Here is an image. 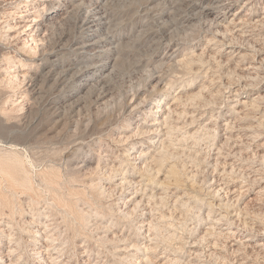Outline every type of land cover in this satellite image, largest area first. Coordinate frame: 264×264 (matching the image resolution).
Returning <instances> with one entry per match:
<instances>
[{"label": "rangeland", "instance_id": "rangeland-1", "mask_svg": "<svg viewBox=\"0 0 264 264\" xmlns=\"http://www.w3.org/2000/svg\"><path fill=\"white\" fill-rule=\"evenodd\" d=\"M1 259L264 264V0H0Z\"/></svg>", "mask_w": 264, "mask_h": 264}, {"label": "bare ground", "instance_id": "bare-ground-1", "mask_svg": "<svg viewBox=\"0 0 264 264\" xmlns=\"http://www.w3.org/2000/svg\"><path fill=\"white\" fill-rule=\"evenodd\" d=\"M48 1V0H47ZM96 3V2H95ZM61 7V6H60ZM95 7V6H94ZM19 9H21V11L18 13V16H17V20H19V22L21 23V26L20 27H23L25 30L24 31H22V32H20L21 34L23 33V34H26L27 36H29V37H32V39H34L33 37H34V33H36L37 32V30H38V28L41 26V25H44V23L42 24V23H40V21H38V17H37V13L35 12V11H31V9H29L28 8V6L27 5H24V6H20V8ZM96 14V13H95ZM98 14V13H97ZM46 19H49L48 17L46 18ZM239 21V20H238ZM243 24V26L244 25H248V24H250L251 23V19H250V17L249 18H246V19H244V20H242L241 22H239V24ZM22 24H25V25H23L22 26ZM244 31H245V29H244ZM82 40V39H81ZM30 42V41H29ZM88 42V41H87ZM80 43V42H79ZM35 44V43H34ZM96 46V44H87L86 46H84V47H82V50H89V49H92V48H98V46L97 47H95ZM55 57V56H54ZM178 99V98H177ZM186 101V100H185ZM250 102V101H249ZM182 104H183V102H182ZM162 107V106H161ZM251 107V106H250ZM263 108V107H262ZM244 110V109H243ZM175 111V110H174ZM164 112V110H162L161 108H159V109H157V110H154L153 111V113H163ZM165 113V112H164ZM179 114V113H178ZM185 115V114H184ZM178 116V115H177ZM244 116V115H243ZM162 118V117H161ZM156 120H158V118H157V115H156ZM159 120H160V118H159ZM228 122V121H227ZM161 124V123H160ZM177 127V126H176ZM171 150V149H170ZM223 165V164H222ZM243 168V167H242ZM221 175V174H220ZM220 177V176H219ZM223 184V183H222ZM230 184V183H229ZM218 185V184H217ZM129 187V186H128ZM223 188V191H224V187H222ZM228 189V188H227ZM222 190V189H221ZM226 190V189H225ZM230 190V189H229ZM229 190L227 191L228 193H229ZM226 192V193H227ZM233 193H235L236 192V190L234 189L233 191H232ZM239 192H241V191H239ZM221 193V192H220ZM225 193V194H226ZM241 193H243V192H241ZM239 195V194H238ZM225 198V197H224ZM240 198V197H239ZM231 200V199H230ZM159 203V202H158ZM233 222V221H232ZM149 223V222H148ZM151 223V222H150ZM48 224V223H47ZM213 226V225H212ZM39 228V227H38ZM226 229V228H225ZM229 229H230V227H229ZM239 230V229H238ZM38 232H40L41 233V231L40 230H38ZM43 232V231H42ZM209 232V231H208ZM224 232V231H223ZM32 233V232H31ZM233 234H235V233H233ZM232 234V235H233ZM225 237V236H224ZM38 240V239H37ZM40 243V242H39ZM248 245V244H247ZM148 251V250H147ZM34 253V252H33ZM35 254H37L38 255V257L40 258V259H44L43 258V252L42 251H37ZM36 255V256H37ZM45 257V256H44ZM3 259V258H2ZM0 260L1 262H3V260ZM5 259V258H4ZM45 260V259H44ZM38 261V260H37ZM43 261V260H42ZM47 261V260H46ZM143 261V260H142ZM162 261V260H161ZM10 262V261H9ZM164 263V262H163ZM6 264H10V263H6ZM48 264V263H47Z\"/></svg>", "mask_w": 264, "mask_h": 264}]
</instances>
